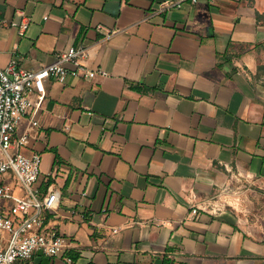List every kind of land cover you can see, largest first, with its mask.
Returning a JSON list of instances; mask_svg holds the SVG:
<instances>
[{
  "label": "crops",
  "instance_id": "obj_1",
  "mask_svg": "<svg viewBox=\"0 0 264 264\" xmlns=\"http://www.w3.org/2000/svg\"><path fill=\"white\" fill-rule=\"evenodd\" d=\"M157 2L0 0V23L30 20L0 27V67L82 43L105 71L46 79L37 125L33 107L17 126L42 157L36 186L59 196L45 225L68 242L28 264H264V0ZM228 189L236 206L200 209Z\"/></svg>",
  "mask_w": 264,
  "mask_h": 264
},
{
  "label": "built area",
  "instance_id": "obj_2",
  "mask_svg": "<svg viewBox=\"0 0 264 264\" xmlns=\"http://www.w3.org/2000/svg\"><path fill=\"white\" fill-rule=\"evenodd\" d=\"M197 0H158L157 10L181 8L184 3ZM20 20H1V26H12L23 36L29 26V18L18 12ZM96 30L108 38L114 30L102 24ZM88 48L79 43L65 50L54 52V61L37 69H16L13 63L0 67V264H15L28 260L39 251L56 257L68 245L67 239L58 231L45 225V214L54 211L58 193L54 190L40 191L36 186L41 173L42 157L34 152L24 153L28 136L18 133L17 126L33 108L31 124L37 125L35 115L44 99L45 80L63 79L67 76L90 79L105 74L87 63ZM37 94L34 102L32 95ZM219 203L204 204L203 211L216 213L223 209ZM197 208L191 210L196 214ZM116 232L118 229H112ZM71 262L69 258L66 259Z\"/></svg>",
  "mask_w": 264,
  "mask_h": 264
},
{
  "label": "rangeland",
  "instance_id": "obj_3",
  "mask_svg": "<svg viewBox=\"0 0 264 264\" xmlns=\"http://www.w3.org/2000/svg\"><path fill=\"white\" fill-rule=\"evenodd\" d=\"M252 78L259 87L264 88V62L258 65V68L255 74L252 75ZM212 198L214 203H219V205H223L224 207L236 206V199L229 189L217 192V194H215ZM15 264H20V261L15 262Z\"/></svg>",
  "mask_w": 264,
  "mask_h": 264
},
{
  "label": "trees",
  "instance_id": "obj_4",
  "mask_svg": "<svg viewBox=\"0 0 264 264\" xmlns=\"http://www.w3.org/2000/svg\"><path fill=\"white\" fill-rule=\"evenodd\" d=\"M27 262V260H25V261H20V264H28V263H26Z\"/></svg>",
  "mask_w": 264,
  "mask_h": 264
}]
</instances>
